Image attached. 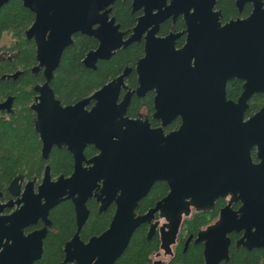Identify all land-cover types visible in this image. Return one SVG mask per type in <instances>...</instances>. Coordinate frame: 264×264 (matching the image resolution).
<instances>
[{"label":"water","instance_id":"1","mask_svg":"<svg viewBox=\"0 0 264 264\" xmlns=\"http://www.w3.org/2000/svg\"><path fill=\"white\" fill-rule=\"evenodd\" d=\"M8 1L0 0V8ZM114 1L22 0L23 6L34 13V21L25 31L26 37H33L36 43L38 64L33 71L44 67L45 82L35 86L39 95L31 106L37 113L35 130L43 140L42 155L47 156L52 144L67 145L76 161L82 156L86 143H94L100 150L89 160L90 167L84 168L76 162L69 178L60 176L51 182L46 169L39 194L34 196L38 202L44 198L40 216L48 223L45 215L49 208L70 198L80 227L88 215L85 205L88 197H96L101 203L100 210L112 201L116 203L108 229L92 237L87 244L81 243L76 234L65 245V258L58 264L72 261L76 264H114L127 247L133 231L142 222L150 221L156 211L168 220L164 225L166 229L161 227V248L170 253L182 214H188L189 205L196 200L192 192L196 195L203 188L225 187L233 192L238 190L242 195L239 209L233 211L230 205L221 209L215 223L199 231L196 239V242L204 241V264H220L229 258L227 233L243 230L245 223L256 228L263 224L264 228V199L256 195L243 199V153L246 166L255 171L257 166L250 163L249 149L257 138L256 132L264 129V109L244 120L247 100L257 88V55L264 54L260 47L264 42V0H236L239 12L245 2H251L252 10L245 18L225 22L221 21V11L215 8L216 0H169V3L167 0H133L132 7L142 9L143 14L126 41L121 40L123 33L117 31V26H111L113 18L107 20L108 7ZM178 15L184 19L185 30L156 36L160 23L169 17L175 20ZM95 24L99 27L93 29ZM75 32L99 41L97 48L83 59V64L93 69L98 59L108 58L114 49L140 40L146 32L144 56L136 64L139 76L136 93L143 95L149 89L155 90L154 116L160 117L163 124L180 117L179 127L164 137L168 142L167 166L160 158L163 150L158 132H162L161 129H151L146 121L124 117L129 93L120 104L116 103L119 89L124 87L126 71L74 105L61 106L55 99L48 83ZM183 33L186 34L185 43L176 48V40ZM234 77L252 79L243 85L237 102L227 100L224 89L226 81ZM91 99L96 100L95 105L86 111L84 106ZM11 101L8 97L0 102V111H10ZM176 143L179 151L184 149L185 153H190L193 150L194 155L205 149L216 180L206 183L196 178L192 183V177L196 176L185 166L184 157L181 170L184 168L185 181L177 184L176 167L171 162L179 153L171 149ZM101 178L103 185L98 190L97 181ZM162 178L170 184L168 196L146 214L135 216L138 202L154 181ZM187 197L190 201L185 200ZM172 204L178 206V211L165 212ZM9 219L6 240L11 243L7 245V258L0 253V264H32L41 256L46 228L21 237L23 222L14 221L11 216ZM259 233L264 234V230ZM261 238L258 234H250L247 242H243L242 234L237 246L264 244ZM29 244L34 249L33 255L27 260L24 255L20 258L21 249Z\"/></svg>","mask_w":264,"mask_h":264},{"label":"flooded vegetation","instance_id":"2","mask_svg":"<svg viewBox=\"0 0 264 264\" xmlns=\"http://www.w3.org/2000/svg\"><path fill=\"white\" fill-rule=\"evenodd\" d=\"M116 1H124V0H116ZM116 1H114V3H112L108 7L109 12L107 14V20L110 21L113 18V22H112L111 26H117V31L120 33H123V37L121 40L126 41L129 38L130 34L132 33L133 27L137 23L138 17L143 14V10L142 9H134L132 7V1L133 0H130V14H135V23L131 29H123L121 27L120 22L117 20L115 14L113 12L114 4ZM235 2H236V0H235ZM167 3H169V0H167ZM248 4L250 5V11L246 15L235 16L233 18H229L228 20L236 19L237 17H240V18L247 17L252 10V4H251V2H245L243 4V8ZM235 6H236V4H235ZM215 8H216V4H215ZM237 10H238V8H237ZM221 16H222V14H221ZM179 18L183 21V28L176 29V28H174V25ZM228 20H225V21H228ZM33 21H34V19H33ZM168 21L170 22V25H172V29H169L165 33H161L160 32L161 26ZM221 21L225 22L222 19H221ZM111 26H109V28L107 29L108 31H109ZM98 27H99L98 24H95L92 26L93 29H96ZM183 30H185V22H184L182 15H178V17L175 20H173L172 17H169V18L165 19L162 23H160L159 29L156 33V36H165L170 32H182ZM5 35H7V34H4V36ZM145 35H146V32L143 33L140 40L132 41V42L128 43L127 45H124V46L121 45L119 48L114 49L108 58L98 59L95 63V68L93 69V68L86 67L83 64V59L85 58L86 54L89 51L97 48V46L99 45V41L96 38L89 36L87 34H82L80 32L73 33L71 36V38H72L71 44L66 46L64 48V50L74 43L77 36H88V37H90L96 41L95 46L92 49L88 50L85 53L84 57L82 58V64L86 68H89L91 70H95L97 68V63L99 61L109 60L118 50L124 49V48L128 47L129 45L136 43V42H140L143 44V53L140 57H138L136 59L134 64L125 65L117 75L109 78L106 82H104L97 89L92 91L89 95L82 97L80 99L74 100L70 103H64L59 98H57L55 95V92L53 90V87L51 86V80L53 79L54 72L56 71L59 64L56 67V69L54 70L53 76H52V78L48 84H49V87L53 91L55 99H57L60 102L61 106H68V105H74L78 101L92 95L95 91L100 90L104 85H106L111 80L117 78L118 76H120L121 74H123L126 71V75H124V77H123L124 87L122 86L119 89L117 99H116V103L120 104L123 101V99L125 98V96L127 95V93H129V100H128V103L126 105L124 117H128L129 119H133V120L139 119L141 121H146L151 129H157V128L161 129L162 132H158L160 135V144L162 145V150H163V153H161L160 158H161V161L165 162V164L167 166L168 142H167V139H164V137L168 136L170 133H174L172 131H175L179 127L180 117L177 116V117L171 119L168 123L163 124V121L160 117L157 118L154 116V114H155L154 96L156 94L155 90L149 89V90L145 91V93L143 95H138L136 93V89L139 86V82H138L139 76H138V73L136 70V64H137V61L144 56V36ZM25 37H26V34H25ZM185 37H186V34L183 33L176 40V48L181 47L185 43ZM27 39L32 40L34 43V47H35V60H36V62L34 65H32L30 67V73L32 75H40L42 77L41 81L34 83L31 86L32 91H33V97L29 103V107H30L32 114H33V129H34L35 133L37 134V138L39 141V154L38 155H39V157L43 163H42L41 168L36 163L35 164L25 163L27 165L29 164V167L23 171L17 172L9 180H6L4 178H0V253L6 254V258H7V255H8L7 245L9 243H11V241L8 242L6 240V232H7V226L10 222L9 217L11 216L14 221L23 222V223H21V226H20V229L22 232L21 237H23V236L28 237V235H30L36 231H39L44 227L46 228L45 236L42 239L41 256L32 261V264H37L40 261L42 255L44 253V242H45V239L47 238V236L58 234V230L54 225V221H53V219H51V214L55 210V208H57V206H59L61 203L68 202L69 205L71 206L72 212H73L74 229L72 230V233L68 236V238L66 240H64V242H63V245L61 248L62 249V259L60 261L54 263V264H58V263H62L64 258H65V251H64L65 245L68 242H70L76 234H77L78 239L80 240L81 243L87 244V242L92 237H97L108 229V227L110 226V223L112 221V218L114 216L115 210H116V203H115V201H112L111 203H109L107 205V207L105 209L100 210L101 203L96 199V197H94L93 195L91 197H88L86 202H85L86 208L88 210V215L80 227L78 226V223H77L74 204L70 198L63 199V200L59 201L57 204H55L54 206L49 208L47 216L45 215L46 221L48 223H45V221L40 216L41 215L40 213H42L40 205L44 204V198H41L40 201L38 202V201L34 200V196L39 194V186L43 183L46 169H48V175H49V179L51 182L56 181L60 176H63V178H69L75 170L76 162H80L82 167L88 168L92 164L91 162L89 163V160L92 157L98 155L100 150L95 146L94 143H86L82 149V156H80L79 160L76 161L73 153L68 149L67 145L62 144L61 146H58L57 144H52L50 149H49L47 156L44 157L42 155L43 140L41 139L40 134L38 132H36V130H35V120L37 117V113L35 110L32 109L31 106L34 103H36L35 99L39 95V92H37L35 90V86L42 85L45 82V77L43 74L44 67H39L36 71H33L35 66H37V64H38L37 59H36V43H35V40L33 37L27 38ZM260 47L262 50H264V42L260 43ZM64 50H63V52H64ZM63 52H62V54H63ZM62 54H61V57H62ZM2 55H5L6 57H8L9 52L3 53ZM61 57H60V60H61ZM59 63H60V61H59ZM256 67L258 69V73L256 74L257 75V77H256L257 88H255L256 91H254L247 100L248 107L246 108V110L244 112V120H247L254 113H257V112L261 111L262 109H264V54L259 53L257 55ZM16 72H19V74L15 78L11 77V75H13ZM23 72H24L23 69L18 68L15 71H13L12 73L3 74L1 76V78L2 79L16 80ZM248 80L252 81V79H239L236 77L228 79L225 83V88H224L226 99L231 100L233 102H237L239 96L241 95V93L243 91V85L246 82H248ZM232 81H234L235 85L238 86V87H236L238 90V94L235 97H228V90L231 87ZM31 87H30V89H31ZM8 97H10L12 99L10 111L1 110L0 116L9 115V114L13 113L15 110L14 95L9 94V95L5 96L4 98H1L0 102L7 100ZM95 102H96L95 99H91L89 101V103H87L84 106V109L86 111H89L95 105ZM145 133L148 134L149 132H145ZM195 133H193V134H195ZM256 133H257V138L254 140V143H252V145L250 146V149H249L250 163L257 166V169L255 171L250 170L246 166V164H245L246 157H245V154L243 153V199L251 198L255 195L259 199H264V129H261ZM151 139H152V136L150 135V140ZM250 140L252 141V139H250ZM248 141L249 140L247 139L246 142H248ZM148 144H150V143H148ZM178 146H179L178 143H176V146L174 145L171 147V149L173 151H176L177 153L179 152L178 154H175L171 159L172 164L176 167V171H175V175H176L175 178L176 179L175 180H176L177 184L183 183L185 181L184 168H183V170H181L182 161H183L184 157L186 158L185 166H188V169L192 172V175L196 176V177H192V183H195L196 178L197 179L201 178L206 183H213L216 180V178L212 172V163L209 160L208 156L206 155L205 149H203V151H204L203 153H200L198 155H194L193 150L190 153H185L184 149L179 151ZM91 148L93 149V151ZM54 149H65L71 155L72 169L69 173H67V174H64V173L55 174L52 172L51 154H52V151ZM89 150H91V151H89ZM244 151H245V147H243V152ZM209 156H211V154H209ZM196 174H199V175H196ZM156 183H159V185L161 186V196L154 201L152 206H149L148 208L143 209V210L139 209L140 202L149 195L151 189L153 188V186ZM97 184L99 185V187H97V189L100 190V188H102V185H103V178L98 180ZM178 188L180 189L182 194H184L182 188H180V187H178ZM95 190H96V188L94 189V191ZM239 190L241 191V189H239ZM170 191H171V187H170V184H169L167 179L162 178L161 180L154 181V183L150 187V190L148 191V193L138 202V205L134 210L135 216L146 214L149 211V209L153 208L158 201L166 198L168 196V194L170 193ZM118 194H119V191H118ZM192 195H194L196 197V200H194V204L189 205V213L186 215L184 213L182 214V219H181V222H180V225L178 228V232H177V235L175 238V242L170 245V253L165 252V250L161 248V227H164V225L168 223V220L166 219L165 216L161 217L159 211H156V212H154V215L150 219V221L142 222L141 224L138 225L137 228H139L141 225L145 226V228H146L145 238L147 240H150L154 236H157L158 240H159L158 249L150 255V261L147 264H156V263L167 264L173 258L174 254H175V250L177 249V247L179 245H181L182 250L185 251L189 244H200L202 246V256H203L204 241L202 240V241L196 242L199 231L205 230L208 226L214 224L220 215L221 209H223L227 205H230V208L233 211H237L241 205V199H242V195L240 194V192L238 190L233 192L231 189H225V187H217L214 189L203 188V189H200V192L197 193L196 195H195V192L193 191ZM185 200L190 201V198L187 197V198H185ZM90 201H92V208L94 210H96V214H101V213H105V212L107 213L108 211L110 212L109 222H108L107 226L103 230H101L100 232L90 231V220H91V218L94 217L93 209L89 206ZM176 204L178 205L179 203L176 202ZM169 210L172 213H174V212L178 211V206L172 204V205H170V207L168 206L167 209H165V212H167ZM190 223H193V224L190 225ZM189 226H190V229H189ZM164 229H166V227H164ZM262 229L264 230L263 224H261L258 228H256L255 225H248V223H245V224H243V230H241L239 232L231 231V232L227 233L226 236L229 238V250H230L231 245H233L235 248L243 247V249H245L247 251L254 250V249H260V248L264 249V244H261L258 246L252 245L249 247L244 245V244H243V246H242V244H239L237 246L238 241L242 238V234H243V242H247L248 236L250 234H258L260 236V238L261 237L264 238V236H263L264 234L259 233L262 231ZM135 230L131 234V237L133 236ZM131 237H130V239H131ZM130 239H129V242H130ZM129 242H128V244H129ZM251 242H253V241L251 240ZM128 244H127V246H128ZM20 253L22 254V256L20 258H23V255H24L25 259L27 260L28 258L30 259V257L33 255L34 249H32L31 245L29 244L26 246V248L24 250L21 249ZM263 262H264V258L261 259L257 264H260ZM63 264H76V263L74 261H72V262H65Z\"/></svg>","mask_w":264,"mask_h":264},{"label":"trees","instance_id":"3","mask_svg":"<svg viewBox=\"0 0 264 264\" xmlns=\"http://www.w3.org/2000/svg\"><path fill=\"white\" fill-rule=\"evenodd\" d=\"M216 8L221 11L223 21L246 15L250 11L248 4L238 12L235 0H216ZM113 12L123 29L132 28L135 14H130V0L116 1ZM33 19L34 14L23 6L22 0H9L0 8V41L4 34L12 39L10 44L0 46V99L12 94L15 101L14 112L0 116V178L6 180L27 169L29 164L25 163H36L40 168L43 163L38 155L39 141L33 129V114L29 107L33 97L31 86L42 80L40 75L30 73V67L36 62L35 47L33 41L25 37V31ZM174 28H183V21L180 18ZM169 29H172V25L168 21L161 26L160 32L165 33ZM95 44L96 41L88 36H77L74 43L64 50L51 80L55 95L62 102L70 103L89 95L109 78L117 75L125 65L134 64L143 53V44L136 42L118 50L109 60L99 61L97 68L91 70L82 64V58ZM8 52V57L2 55ZM18 68L24 72L16 80L1 78L3 74L12 73ZM236 87L238 86L232 81L228 97H235L238 94ZM51 165L53 173L67 174L72 169L71 155L65 149H54L51 154ZM160 196L161 186L156 183L149 195L140 202L139 209L152 206ZM89 206L92 208V201L89 202ZM93 214L90 231L100 232L107 226L110 212L96 214V210L93 209ZM51 219L58 234L47 236L44 253L37 264H54L60 261L63 242L74 229L73 212L68 202L57 206L51 214ZM145 231L144 225L135 230L128 246L114 264L149 263L150 255L158 249L159 240L157 236L147 240ZM263 258L264 249L247 251L243 247L235 248L231 245L228 260L220 264H257ZM167 264H204L202 246L189 244L183 251L179 245Z\"/></svg>","mask_w":264,"mask_h":264},{"label":"rangeland","instance_id":"4","mask_svg":"<svg viewBox=\"0 0 264 264\" xmlns=\"http://www.w3.org/2000/svg\"><path fill=\"white\" fill-rule=\"evenodd\" d=\"M11 42H12V39L10 38V36L5 35L0 41V46L8 45Z\"/></svg>","mask_w":264,"mask_h":264}]
</instances>
